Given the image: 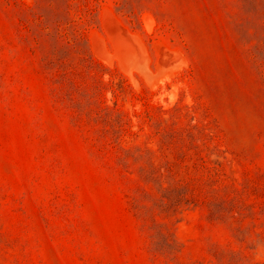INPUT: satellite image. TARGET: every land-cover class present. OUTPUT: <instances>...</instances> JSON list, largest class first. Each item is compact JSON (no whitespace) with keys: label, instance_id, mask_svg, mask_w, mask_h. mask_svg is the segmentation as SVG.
<instances>
[{"label":"rangeland","instance_id":"rangeland-1","mask_svg":"<svg viewBox=\"0 0 264 264\" xmlns=\"http://www.w3.org/2000/svg\"><path fill=\"white\" fill-rule=\"evenodd\" d=\"M0 264H264V0H0Z\"/></svg>","mask_w":264,"mask_h":264}]
</instances>
